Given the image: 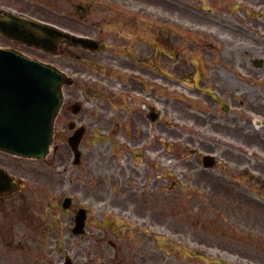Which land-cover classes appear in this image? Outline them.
Returning <instances> with one entry per match:
<instances>
[{"label":"flooded vegetation","instance_id":"obj_1","mask_svg":"<svg viewBox=\"0 0 264 264\" xmlns=\"http://www.w3.org/2000/svg\"><path fill=\"white\" fill-rule=\"evenodd\" d=\"M151 4L161 9L164 2L96 0L94 3L78 4L79 30L81 34L93 37L98 44L95 51L82 49L84 53L81 56V66L86 68V65L92 64L111 70L113 72L110 74L111 80L127 89L130 99H134L135 93L143 90L141 84L143 75L149 72L150 68L156 69L158 64L165 63V51L160 46L162 47L165 42L166 19L162 13L149 12L148 6ZM92 5L102 11L108 8L109 12H92ZM199 25L217 26L218 23L211 19H200L196 21L195 26ZM220 29L223 31L225 27L222 26ZM197 32L195 28L193 34L197 36ZM193 38L194 36L191 39L194 40ZM231 44L235 46V41ZM191 47L192 50L197 49L196 40L192 41ZM224 48L231 49L232 46L228 44ZM202 53L205 58H201L200 63L198 60L191 61L189 77L193 80L196 77L198 80L194 81L195 87L192 90L193 105L196 110L200 108L204 113L209 109V114L202 115L207 116L210 122L208 123L206 117L193 114L195 131L189 141L193 148L202 147L214 151L219 145H224L223 139L239 140L237 127L233 128V123L224 120L223 112L229 104L235 107L239 104L243 105L244 102L237 101L235 94L229 90L230 81L227 80L228 72L223 66V61L213 60L212 52L208 55L202 50ZM220 53L221 58L229 60V50ZM151 63L154 66H150ZM236 65L243 67L244 63L237 61ZM232 85L235 90L239 88L238 84ZM147 113V109L137 112V125L149 126L150 119ZM237 119L239 120V116ZM156 121L153 120L154 123ZM204 129L212 135L207 136ZM213 135H217V138L220 137L222 140L216 141ZM195 159L198 161L197 158ZM226 161L229 163L228 157ZM212 169H218L219 174L216 175L219 176L222 175L224 167L217 165ZM214 175L211 173V180ZM33 191L25 188L16 190L7 197L0 196V264H167L165 253L160 252L164 249L159 241L150 240L146 224H155L149 222L144 213L133 210L132 220L125 223L114 221L111 227L97 230L92 238L84 235L65 237L62 228L54 229L50 218L52 214L46 211L44 199L36 198L33 194L24 196L25 192L33 193ZM114 202L120 208L128 209L119 198ZM60 204L61 201L57 207L47 206L52 209L54 206L63 209ZM72 206L74 200L71 206L64 210L65 213L70 214L68 223H72L73 220Z\"/></svg>","mask_w":264,"mask_h":264},{"label":"rangeland","instance_id":"obj_2","mask_svg":"<svg viewBox=\"0 0 264 264\" xmlns=\"http://www.w3.org/2000/svg\"><path fill=\"white\" fill-rule=\"evenodd\" d=\"M11 3V0H0V7H13L17 9H22L20 7L26 8V5H23L22 3L19 4H13ZM178 13L184 17L188 18L190 16V13L187 11H182L181 9H178ZM46 14V13H45ZM43 17V16H40ZM188 25V23H186ZM248 45H253L255 42L251 40H247ZM249 55V54H248ZM258 55H261L258 53ZM246 57H248L246 55ZM56 59V58H54ZM58 59V58H57ZM250 71V77H255L254 79L257 78L259 80L260 77H264V67L262 69H254L250 67L247 64L246 67ZM171 70L169 68L166 69V73H170ZM246 82H249L248 79H245ZM262 83L261 90L257 89V87L254 88L256 96H260V101L255 105L258 109L259 116L251 115V122L249 123V130H246L251 132L250 136L248 137V141L258 143L260 147L264 150V80L260 81ZM169 84V89L167 91L172 93V86L173 84L170 82H166ZM107 87V85H102ZM160 86V85H159ZM245 91V90H244ZM75 92H77L80 95V90L78 87H75ZM259 93V94H258ZM248 95H250V92H247ZM186 101H180L176 102L175 99H173L170 96H167L166 99V108H165V120H166V126L164 128V134H159L155 132V135H153V140L154 141H161L162 137H165V145L164 147L160 148V152L162 154L160 157L163 156V160L158 159L156 160L155 158H151L150 153L147 151L146 147L143 146L144 143H133V136H135L137 139H140L141 134L140 133H135L133 134L131 130H124L122 127L124 125H127V120L124 117L119 116V114H113L111 115L110 113H107V124L104 128L101 127H95L90 129V134L95 133L97 135V140L94 144H89L86 148V151H97L100 155V158L102 157L105 162L113 161L111 158H115V156H120L121 160H118L117 162H120L118 164H121L124 160L130 159L132 162H139L141 164V167L148 168L149 172L151 171L152 173L159 174L162 176H165L163 178L164 180L162 183L159 185V189H163L165 187L168 188L170 186V191H166V193L162 190L161 195L165 196V198L169 197L172 194L179 195V203H185V206H191L190 201L192 200L189 198L187 201L185 199H182L183 197L181 196L182 194L179 192V187H181L182 184H186L185 179L182 178L181 174L185 172V167L182 165H179L178 163H174V157L178 158H186L189 157L190 151L188 149H183L179 147H175L172 143L174 141V134L178 131H183L185 128L182 127L180 129V126H183L181 124V120H185L182 118L177 112H176V107L177 105H181V107L186 108L187 110L189 109V105L184 103ZM94 102L91 103L88 107L87 114H92L94 112H100L99 108L97 105H92ZM245 110H243L244 112ZM116 115V116H115ZM247 115V114H246ZM62 116V115H61ZM250 117V116H249ZM113 118V119H112ZM112 119V120H111ZM256 120L257 122H254ZM113 121V122H112ZM189 122L188 120H185ZM263 122L262 124L260 123ZM116 122H119L118 126L116 125ZM115 125V126H114ZM116 128V131L112 132V129ZM56 138H55V143L58 144L59 146V151L56 153H50L47 162V166H43V164L39 163H22L20 169L18 170L19 173L21 174H26L31 176V181L30 183L32 185H38V176H36L33 172L35 173H52V174H57V173H62L63 172H68L69 170L71 171V177H73L74 180H71V182H75L77 178L79 179V175L76 172V170L71 167L70 163H68V156L65 154L66 150L62 147L61 145L65 144V141H63V134L67 135V131H64V128L62 126V122L59 121L58 124L56 125ZM254 132V133H253ZM152 132H150L151 134ZM148 137H144L143 141L147 142ZM249 142V143H250ZM253 144V143H251ZM127 146V147H125ZM126 148V151H125ZM134 150L137 151V153H141V157L138 159H135L137 156H135ZM60 153H62V156H60ZM191 158H186L184 159L183 162L189 161ZM182 161V160H181ZM52 163V164H51ZM157 164V165H155ZM126 166V164L124 165ZM66 168V170H65ZM33 171V172H32ZM61 175V174H60ZM261 176H264V173H261ZM60 178V177H59ZM70 182V183H71ZM73 182V183H74ZM175 182V183H174ZM189 184V182H188ZM74 186L76 183L73 184ZM151 189L155 188L153 185V182L148 185ZM189 186V185H188ZM65 188H71V186H67L66 183H64ZM152 192V191H150ZM75 194L76 191L74 192ZM177 204V203H176ZM200 217V216H199ZM216 238V237H215ZM262 244H264V239L260 240ZM249 244H252L253 247L258 248L259 251H261L260 244L258 242H255L252 240L251 237H249L248 242ZM244 243V244H247ZM211 244L214 246L213 248H208L210 246L204 245V246H198V249L200 251H203V254L209 258H214L212 260L208 261H202L198 260L195 261V264H219L215 262V259L221 260L223 263L226 264H264V259L263 260H258V259H245L243 256L240 255L238 252L237 248L238 247H226L224 242L221 244L216 242L214 238L211 239ZM211 245V246H212ZM218 247V248H216ZM232 247V248H231ZM236 251V252H235ZM202 259V257H200ZM245 259V260H244Z\"/></svg>","mask_w":264,"mask_h":264},{"label":"water","instance_id":"obj_3","mask_svg":"<svg viewBox=\"0 0 264 264\" xmlns=\"http://www.w3.org/2000/svg\"><path fill=\"white\" fill-rule=\"evenodd\" d=\"M27 67L21 60V69ZM44 73L32 79L22 75L21 85H28V92L23 90V107L17 117V131L6 133L9 136L3 148L22 154L42 156L46 152L51 136V123L60 103V83L63 76L49 67ZM5 125L12 124L8 120Z\"/></svg>","mask_w":264,"mask_h":264}]
</instances>
